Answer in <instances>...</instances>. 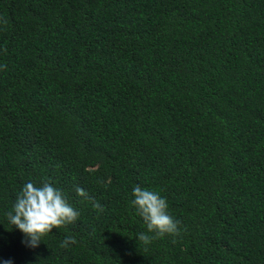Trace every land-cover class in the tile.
Masks as SVG:
<instances>
[{
    "label": "trees",
    "instance_id": "16d2710c",
    "mask_svg": "<svg viewBox=\"0 0 264 264\" xmlns=\"http://www.w3.org/2000/svg\"><path fill=\"white\" fill-rule=\"evenodd\" d=\"M0 17V264H264V0H0ZM29 181L79 212L36 248L5 215ZM137 184L178 237L137 239Z\"/></svg>",
    "mask_w": 264,
    "mask_h": 264
},
{
    "label": "clouds",
    "instance_id": "9594fccd",
    "mask_svg": "<svg viewBox=\"0 0 264 264\" xmlns=\"http://www.w3.org/2000/svg\"><path fill=\"white\" fill-rule=\"evenodd\" d=\"M0 22L7 24V20L3 17H0ZM6 67L0 65V68ZM75 191L78 196L91 201L93 209L97 212L104 211V207L90 197L84 188L77 186ZM132 196V207L142 218L147 232L151 233V235L140 233L137 237L140 242L148 245L165 236L180 235L181 222L170 214L167 198L159 191L137 184L132 189ZM5 215L8 222L23 233L25 239L22 242L30 248H36L54 228H64L75 223L79 212L69 202L65 193L50 182L36 184L29 181L18 193L12 211ZM172 242L175 243L176 240L173 239ZM74 243H76L75 237L67 236L60 246L67 248ZM2 264H12V260H3Z\"/></svg>",
    "mask_w": 264,
    "mask_h": 264
}]
</instances>
